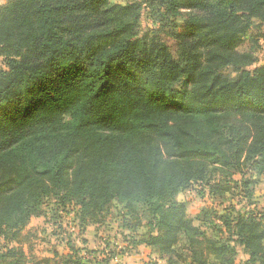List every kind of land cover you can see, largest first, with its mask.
Here are the masks:
<instances>
[{
  "label": "trees",
  "instance_id": "16d2710c",
  "mask_svg": "<svg viewBox=\"0 0 264 264\" xmlns=\"http://www.w3.org/2000/svg\"><path fill=\"white\" fill-rule=\"evenodd\" d=\"M159 1L180 31L140 30V0L0 6V236L53 199L82 226L112 210L131 233L144 221L132 245L167 264H235L229 241L245 264L264 257V211L220 216L221 231L176 200L197 183L249 202L264 185V0Z\"/></svg>",
  "mask_w": 264,
  "mask_h": 264
},
{
  "label": "rangeland",
  "instance_id": "374dc122",
  "mask_svg": "<svg viewBox=\"0 0 264 264\" xmlns=\"http://www.w3.org/2000/svg\"><path fill=\"white\" fill-rule=\"evenodd\" d=\"M8 1L10 0H0V6ZM140 1L144 8L141 13L140 30L164 28L166 31H180L179 24L171 22V18L164 15V6L159 0H152L151 4L146 0ZM258 34H260L258 31L253 33L256 40L255 66L264 65V41ZM0 67L3 68L1 60ZM221 74L229 79L237 77L236 71L231 68L223 70ZM234 179L239 181L240 176L235 175ZM206 191L207 188H203V185L194 183L176 197V200L186 205L187 215L195 226L201 225L197 218L205 217L206 222H213V225L216 224L224 231L225 225L218 219L220 216L229 215L235 218L238 212L264 211L263 184L255 187L249 202L245 200L243 193L239 194L237 188L218 198L209 197ZM104 218L99 224L82 226L78 208L74 204L60 206L53 199L45 200L20 232L15 235L8 232L0 236V264L17 262L12 261L14 260L10 253L12 249L17 253L21 252V257L18 256L21 259L20 264H62L64 258L73 253L80 264H167L168 256H157L144 245L135 247L132 245V242L146 231L144 221L136 233H131L122 227L123 220L116 216L115 211L112 210ZM202 230L208 234L214 232L210 228ZM225 238L227 236L223 233L222 241H225ZM228 243L235 249L233 255L235 264H245L249 259V253L232 241ZM207 256L214 259L210 252ZM260 262L264 263V257H259L251 264Z\"/></svg>",
  "mask_w": 264,
  "mask_h": 264
}]
</instances>
